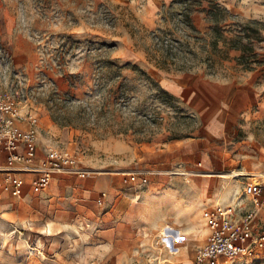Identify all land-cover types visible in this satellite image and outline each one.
<instances>
[{
	"label": "rangeland",
	"instance_id": "obj_1",
	"mask_svg": "<svg viewBox=\"0 0 264 264\" xmlns=\"http://www.w3.org/2000/svg\"><path fill=\"white\" fill-rule=\"evenodd\" d=\"M220 1L240 19L264 20V1L259 8L243 11L228 6L227 0ZM145 4V0H0V90L13 93L22 102L23 112L38 115L41 146L69 147L79 156L89 173L64 178L68 186L78 189L79 182L108 173L123 174L122 166L134 165L143 152L197 137L201 111L176 89L197 79H240L249 71L237 62L240 52L227 42H220L212 51L204 40L194 48L198 53L195 61H202L196 68L186 72L159 68L161 51L155 45L154 32L164 30L181 38L173 28L182 6L166 7L164 22L152 28L140 15ZM192 17L198 28L207 31L202 14ZM261 46L264 44H257L256 49L263 53ZM119 65L129 66L121 69ZM169 81L176 85L169 86ZM160 87L176 100L169 99ZM257 87L264 91V76ZM187 110L196 119L180 115ZM244 136L239 132L235 142ZM207 171L196 161L192 168L180 167L171 173L184 178L199 173L213 179V190L222 189L227 158H221L215 172ZM127 176L131 181L129 173ZM134 182L140 192L149 178L146 183ZM70 189L63 185L60 195H71L74 191ZM200 220L204 223L200 228H205L204 216ZM48 223L53 225L40 217L22 223L0 216V264H78L73 260L78 235L91 225L78 216L66 224L54 223L56 227ZM47 226L52 229L50 234ZM163 230L154 240L158 255L151 264H176L171 258L175 252L188 260L183 264H197V250L205 242L208 226L197 234L179 229L177 237H168ZM39 238L42 245H38ZM25 239L37 245V253L29 254ZM222 264H264V254L240 256Z\"/></svg>",
	"mask_w": 264,
	"mask_h": 264
},
{
	"label": "crops",
	"instance_id": "obj_2",
	"mask_svg": "<svg viewBox=\"0 0 264 264\" xmlns=\"http://www.w3.org/2000/svg\"><path fill=\"white\" fill-rule=\"evenodd\" d=\"M145 1L140 15L149 27L156 28L164 22L163 11L173 6V0ZM263 1L227 0V4L243 11L259 8ZM195 14H202L206 21L203 13ZM246 73L240 79L227 77V81L197 79L176 89L201 111L202 126L198 124L197 137L191 135L164 148L145 151L134 165L122 166L123 174H103L77 183L81 187L78 189L68 186L64 179L73 178L71 175L55 177L42 191H36L27 177L21 196L0 192V216L22 223L45 218L53 222L48 223L53 227L54 223L66 224L78 216L91 228L78 235L79 246L74 252L77 257L73 259L76 263L151 264L158 255L154 240L166 225L197 234L207 227L205 218V228L199 225L204 224L200 216L207 207L217 203L233 205L238 200L241 211L252 209L253 203L243 190L247 181H256L264 173V91L257 87V81L264 76V63L242 75ZM167 84L175 86L176 82ZM239 132L245 136L236 143ZM221 158H227V173L222 175L227 180L222 189L213 190V179L199 173L186 178L171 173L180 167L192 168L197 161L211 174L208 172H215ZM135 168L149 172V182L140 192L127 176ZM185 170L179 173L189 174ZM65 184L74 191L69 196L60 195ZM255 228L264 229V206L258 212ZM207 235L208 232L205 240ZM181 257L172 253V263L188 261Z\"/></svg>",
	"mask_w": 264,
	"mask_h": 264
},
{
	"label": "built area",
	"instance_id": "obj_3",
	"mask_svg": "<svg viewBox=\"0 0 264 264\" xmlns=\"http://www.w3.org/2000/svg\"><path fill=\"white\" fill-rule=\"evenodd\" d=\"M39 142L38 115L23 112L22 102L13 93L0 90V192L21 196L27 177L36 191H42L56 176L88 175L73 149L53 143L43 147ZM147 175L146 171L130 173L132 181L143 183L148 182ZM243 194L253 203L252 209L241 211L237 200L233 205L217 203L204 210L209 231L197 250V264H222L240 256L264 254V229L255 228L264 206V173L256 181H247Z\"/></svg>",
	"mask_w": 264,
	"mask_h": 264
},
{
	"label": "trees",
	"instance_id": "obj_4",
	"mask_svg": "<svg viewBox=\"0 0 264 264\" xmlns=\"http://www.w3.org/2000/svg\"><path fill=\"white\" fill-rule=\"evenodd\" d=\"M172 3L173 6L176 4L182 6L181 12L177 14L179 20L175 22L173 28V32L179 33L181 38H174L171 32L164 30L154 32L155 45L161 51L157 60L159 68L175 69L176 71L196 68L197 64L202 61H198V63L195 61L198 53L194 48L196 45H202L203 40L211 46L212 51L218 47L220 42H227L231 49L240 52L237 62L249 71L264 63V52H258L256 49L257 44H264V20L258 18L240 19L237 15L232 14L220 0H173ZM197 12L205 15V20L208 23V29L205 32L199 30L194 24L192 16ZM190 45L192 48L189 47ZM192 50L196 52H192ZM210 51L209 49L208 52ZM127 66L129 65H121L120 68ZM142 72L147 74L144 70ZM161 90L169 99L174 98L167 91L162 88ZM180 115L196 119L194 114L187 111L181 112Z\"/></svg>",
	"mask_w": 264,
	"mask_h": 264
},
{
	"label": "bare ground",
	"instance_id": "obj_5",
	"mask_svg": "<svg viewBox=\"0 0 264 264\" xmlns=\"http://www.w3.org/2000/svg\"><path fill=\"white\" fill-rule=\"evenodd\" d=\"M79 228H81V229H84V226H79ZM46 231L50 234L51 233V231H52V229H51V227H47L46 228ZM178 232H180V230L179 229H175V228H173L172 226H170V225H166L165 227H164V230H163V234L164 235H166V236H171V237H177V233ZM5 240L7 239V236L4 238ZM26 240V242H27V248H28V252H29V254L30 255H34L35 253H37L38 252V247H37V245L36 244H31V243H29L28 241H27V239H25ZM43 244V242H42V239L41 238H39V242H38V245H42Z\"/></svg>",
	"mask_w": 264,
	"mask_h": 264
}]
</instances>
